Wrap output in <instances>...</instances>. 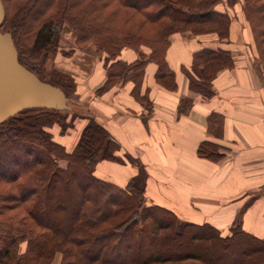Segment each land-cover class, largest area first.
<instances>
[{
	"label": "trees",
	"instance_id": "16d2710c",
	"mask_svg": "<svg viewBox=\"0 0 264 264\" xmlns=\"http://www.w3.org/2000/svg\"><path fill=\"white\" fill-rule=\"evenodd\" d=\"M239 1L242 18L220 10L223 0H2L0 30L11 32L19 61L68 98L77 79L55 67L48 74L41 69L99 43L106 81L97 94L132 82L142 99L149 62L157 65L156 82L177 90L167 54L178 33L213 34L228 43L237 21L264 64V0ZM66 27L77 32L68 48L61 45ZM236 58L220 46L194 51L191 69L183 67L189 96L210 99L213 80ZM190 97L182 98L179 110ZM120 148L92 113L70 108H26L1 122L0 264L264 263V240L244 230L240 212L227 233L211 223H183L168 208L147 202L142 166L125 185L99 176L100 162L126 161ZM198 154L224 157L208 141Z\"/></svg>",
	"mask_w": 264,
	"mask_h": 264
},
{
	"label": "crops",
	"instance_id": "0c3cea01",
	"mask_svg": "<svg viewBox=\"0 0 264 264\" xmlns=\"http://www.w3.org/2000/svg\"><path fill=\"white\" fill-rule=\"evenodd\" d=\"M242 35L252 53H236L235 65L213 80L215 94L210 99L190 97L183 67L191 69L192 53L207 46L235 53L232 42ZM75 37L65 36L61 45L72 46ZM91 45L70 57L58 56L55 65L77 79L75 94L89 88V113L120 144V157L126 161H102L97 174L125 185L142 166L149 204L168 208L183 223H211L221 230L240 212L244 230L264 240V64L240 24L233 20L228 43L213 34L174 35L167 59L178 88L160 86L155 79L157 65L149 62L139 92L148 96L142 99L133 92L132 82L97 94L106 73L98 65L101 55L93 66L87 65L84 55L93 54L88 50ZM70 63L74 68L68 70L65 66ZM187 97L192 101L179 110ZM202 141L218 144L224 157L212 161L199 156Z\"/></svg>",
	"mask_w": 264,
	"mask_h": 264
},
{
	"label": "water",
	"instance_id": "95a60500",
	"mask_svg": "<svg viewBox=\"0 0 264 264\" xmlns=\"http://www.w3.org/2000/svg\"><path fill=\"white\" fill-rule=\"evenodd\" d=\"M4 18L0 0V28ZM31 107L67 109L68 97L61 87L42 80L23 65L11 32L0 30V123Z\"/></svg>",
	"mask_w": 264,
	"mask_h": 264
},
{
	"label": "rangeland",
	"instance_id": "374dc122",
	"mask_svg": "<svg viewBox=\"0 0 264 264\" xmlns=\"http://www.w3.org/2000/svg\"><path fill=\"white\" fill-rule=\"evenodd\" d=\"M220 10H224V11H228L230 13H233L235 17L238 18H242L241 16V4L239 0H223V3L219 6ZM70 33V35L74 38L75 34H77L76 31L71 30L69 27H66L62 34L65 36L70 37V35H68ZM206 37H210V35H205ZM64 37L61 36V40H64ZM184 38H186V35L183 36ZM73 38H69L70 40ZM214 40V39H211ZM239 41V42H238ZM237 42H232L231 47L234 48L235 53H238L239 56H243V55H250L252 53V49L250 50L249 47H247V37L246 35H242L241 38L238 40ZM214 42H216V39L214 40ZM88 50H92L93 54L92 55H84L87 56L88 60H87V65L89 66H93V64L96 61V58L98 56H100L102 54V46L99 43H94L93 45H91V47H89ZM251 51V52H250ZM84 58V57H82ZM81 60V57L78 59ZM55 67L57 69L58 66L57 64L55 66H53V61L51 62L48 61L45 65V67H43L41 69V73H46L48 74L49 70ZM66 69H73L74 66L72 65V63L68 64L65 66ZM82 88H84L82 86ZM90 90L88 89H83L80 90L79 93H76L75 95L70 96V98H68V109L70 108L71 110L75 111V112H79V113H89V106H90ZM130 159V158H129ZM132 159V158H131ZM148 202V201H147ZM230 226L229 224H222L221 227L222 231L224 233L228 232V228ZM258 264H264L262 262H259Z\"/></svg>",
	"mask_w": 264,
	"mask_h": 264
}]
</instances>
